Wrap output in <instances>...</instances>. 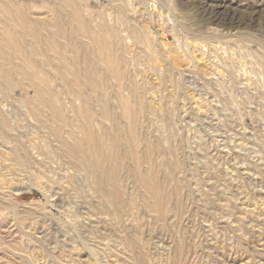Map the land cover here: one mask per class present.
I'll return each instance as SVG.
<instances>
[{"label": "rangeland", "instance_id": "374dc122", "mask_svg": "<svg viewBox=\"0 0 264 264\" xmlns=\"http://www.w3.org/2000/svg\"><path fill=\"white\" fill-rule=\"evenodd\" d=\"M16 1L43 26L25 42L56 105L0 74V264H264V0H83L92 31L121 49V79L69 0ZM86 106L105 153L119 143L115 187L64 145L84 137Z\"/></svg>", "mask_w": 264, "mask_h": 264}, {"label": "bare ground", "instance_id": "6f19581e", "mask_svg": "<svg viewBox=\"0 0 264 264\" xmlns=\"http://www.w3.org/2000/svg\"><path fill=\"white\" fill-rule=\"evenodd\" d=\"M82 1L83 0H69L68 4L72 6V11L69 13L70 18H73L77 21L78 28L81 32L93 38V45L96 46V51L101 53L108 62L109 72L121 79L123 76V70L120 62L121 55H119V51H121V49L117 44H115L114 40L110 39V32L106 28H104L101 33L98 34L92 31L91 27L87 23V20L81 16L80 8ZM28 6L29 5L21 4L16 0H0V14L5 15V20L3 21L1 20L2 17L0 16V74H19L22 78L29 79L40 97L41 104L43 106L53 107L56 105L54 102L55 93L51 92L49 87V76L42 67L43 65L41 66L37 60L29 55L30 50L28 51L29 48L27 49V44L25 42L27 37H31L33 41L38 43L43 41V35L41 33L43 26L28 16ZM67 24V17H62L57 19L53 26L55 27L56 25L61 33L68 37ZM19 27L20 30L18 29ZM80 31L78 33H80ZM72 35L75 36V33L72 32ZM136 36L138 39L142 40V42L152 45L146 33L137 32ZM49 39L53 49L62 54L64 52V46L55 37H50ZM76 52L81 56L82 51L79 47H77ZM76 69L77 68H72L71 71L73 74H76L77 77L79 72ZM85 69L87 72H91L92 63L89 61V59L86 60ZM8 78V87L11 88L12 85H9V79L11 80V78ZM89 81L91 82L92 86L95 87L99 80H97V78L95 79L91 77ZM73 88L76 92L75 94H82L81 89L78 86L77 78ZM123 107L127 115L131 114L132 109L128 100L123 101ZM57 113L60 116H63L62 112ZM94 114L95 113H93L89 107H84L80 113L82 118V128L85 132L84 137L80 139L75 138V142L73 141L74 143L68 142L65 139H63V142L67 148V153L72 158V161L75 165H85L86 160H93V163L97 165V171L94 173L95 178L101 181V175L105 174L110 180V183L114 186L116 184V171L118 167H120L118 155L120 146L119 143L115 141L112 144L111 154L107 155L105 153V147L103 143L97 138L92 129ZM104 115L107 116L108 112L105 111ZM0 123L1 125H6L5 122ZM132 130L135 132L134 127ZM83 154L84 157L81 158L80 156ZM135 158L136 161L140 160L138 155H135ZM147 179L149 183V191L153 196L156 197L154 207L160 212L161 216H163L166 203L165 198L163 195H160L159 186L156 181L150 179V177ZM102 190L103 189L99 187V191ZM113 195L114 194H109V196Z\"/></svg>", "mask_w": 264, "mask_h": 264}]
</instances>
